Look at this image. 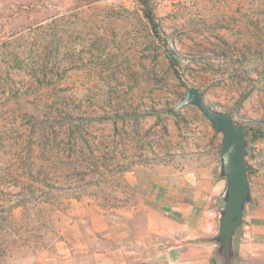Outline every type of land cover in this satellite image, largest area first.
I'll return each mask as SVG.
<instances>
[{
	"label": "rangeland",
	"instance_id": "1",
	"mask_svg": "<svg viewBox=\"0 0 264 264\" xmlns=\"http://www.w3.org/2000/svg\"><path fill=\"white\" fill-rule=\"evenodd\" d=\"M150 2L165 40L139 0H0V204L35 193L5 215L0 264H23L86 211L118 204L123 169L175 146L221 149L223 134L196 106L170 111L186 84L252 127L264 214V0Z\"/></svg>",
	"mask_w": 264,
	"mask_h": 264
},
{
	"label": "crops",
	"instance_id": "2",
	"mask_svg": "<svg viewBox=\"0 0 264 264\" xmlns=\"http://www.w3.org/2000/svg\"><path fill=\"white\" fill-rule=\"evenodd\" d=\"M217 145L175 146L118 172L111 195L118 204L86 211L70 236L23 264H223L217 245L201 239L218 228L226 187L217 177ZM237 253L240 264H264V214L254 204L247 206Z\"/></svg>",
	"mask_w": 264,
	"mask_h": 264
},
{
	"label": "water",
	"instance_id": "3",
	"mask_svg": "<svg viewBox=\"0 0 264 264\" xmlns=\"http://www.w3.org/2000/svg\"><path fill=\"white\" fill-rule=\"evenodd\" d=\"M189 104L196 106L223 134L217 177L226 179V187L221 195V205L218 206V228L212 236L201 239L217 245L214 255L223 264H240L238 240L245 223L247 206L256 201L248 163L253 129L238 123L231 113L213 107L205 99V93L191 84L185 85V94L170 111H177Z\"/></svg>",
	"mask_w": 264,
	"mask_h": 264
},
{
	"label": "trees",
	"instance_id": "4",
	"mask_svg": "<svg viewBox=\"0 0 264 264\" xmlns=\"http://www.w3.org/2000/svg\"><path fill=\"white\" fill-rule=\"evenodd\" d=\"M139 1L144 6V9L146 12L145 14H146L147 18L149 19L150 23L152 24L154 31L156 32L158 37L165 40V38L159 32V24L156 23L155 18L153 16V8H152L150 0H139ZM178 62H179L178 59H176L174 57L172 58V63L174 66H178ZM216 130L219 131L218 129H216ZM254 137L256 138L255 133H254L252 139H254ZM24 170L27 171L26 174L30 177V179H32L36 182H39L42 185H45L47 188H49V190H53V189H58V190H66L67 189L68 190V188L57 186L55 184L53 185L52 183H49L47 178L40 179V177L38 175L28 171V168H25ZM22 174L23 173H18L17 176H20ZM25 190L27 191V195H26L27 197L22 196L17 201L13 202L10 205H8L7 203L0 204V206L2 207V209L0 211V212H2V215L0 216V229L4 230V234H3L4 237L0 241V257L5 256L7 254V251H8V240L6 239L5 233L9 229L10 225H9V222H8L6 216H5L6 213L7 212H13V210L16 207L24 206V204L29 201V198H31L30 194L32 196H34V194H35L33 187H30V189H25ZM32 200H34L36 202L38 199L33 197Z\"/></svg>",
	"mask_w": 264,
	"mask_h": 264
}]
</instances>
